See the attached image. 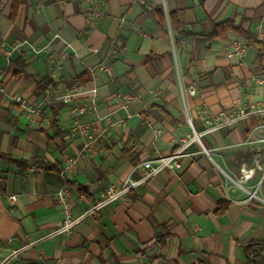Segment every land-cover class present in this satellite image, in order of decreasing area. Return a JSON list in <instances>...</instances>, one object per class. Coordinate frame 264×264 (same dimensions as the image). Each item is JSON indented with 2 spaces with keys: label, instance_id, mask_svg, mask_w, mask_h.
I'll list each match as a JSON object with an SVG mask.
<instances>
[{
  "label": "crops",
  "instance_id": "crops-1",
  "mask_svg": "<svg viewBox=\"0 0 264 264\" xmlns=\"http://www.w3.org/2000/svg\"><path fill=\"white\" fill-rule=\"evenodd\" d=\"M13 10L0 0V155L11 159L0 157V264H248L252 242L264 257V118L217 120L264 98V51L234 32L199 35L232 20L264 42V0H24ZM22 64L56 88L17 77ZM84 73L88 83H73ZM73 87L82 95L62 102ZM55 120L64 138L51 141ZM178 149L179 170L92 210L109 186L141 183L144 161ZM243 169H254L245 183ZM60 191L78 219L69 232H59Z\"/></svg>",
  "mask_w": 264,
  "mask_h": 264
},
{
  "label": "built area",
  "instance_id": "built-area-1",
  "mask_svg": "<svg viewBox=\"0 0 264 264\" xmlns=\"http://www.w3.org/2000/svg\"><path fill=\"white\" fill-rule=\"evenodd\" d=\"M237 53H240L239 49H236ZM234 52L228 53V56H232ZM262 83L264 84V78L262 80ZM93 99L89 103L88 107L95 109L97 107V101L95 99V96L97 95V91L93 90ZM188 93L190 95H196L197 92L194 88H189ZM81 88L80 87H73L71 89H68L61 97L60 99L62 102L69 104L71 103L75 98L78 96H81ZM14 101L21 104L28 112H33V109L31 107H28V104L26 100L23 97H16L14 98ZM199 110V108H197ZM86 106H84L80 112L81 114H84L86 112ZM264 118V98L251 101L246 104H237L233 109L225 111L221 113L217 120H218V126L220 127H228L235 125L239 123L242 120L250 119V118ZM217 126V125H216ZM217 126V127H218ZM85 131V130H83ZM194 138L198 141H200V134L194 133ZM186 154L182 149H178L167 156H160L153 160H146L141 165L140 168L143 172V180L141 183H137L135 181H132L131 179H126L125 182L120 186H109L105 194L103 195L102 199L99 203L94 205L92 208L93 211H97L102 205H104L107 202H111L114 200L121 199L125 197L129 191L147 180L151 179L155 175L159 174L160 172L164 170H179L181 168V159L185 157ZM256 162L255 169H259L264 174V167H261L259 165L258 157ZM254 169H243L242 175L240 177V182L245 183L251 179L253 176ZM254 193H252V196ZM11 200L13 202L17 201V197L13 196L11 197ZM57 200L60 203V205L63 207L65 219L62 224V226L59 229V232H69L72 230V228L78 223V219H76L73 215V203L71 200V195L67 191H60L57 193Z\"/></svg>",
  "mask_w": 264,
  "mask_h": 264
},
{
  "label": "trees",
  "instance_id": "trees-1",
  "mask_svg": "<svg viewBox=\"0 0 264 264\" xmlns=\"http://www.w3.org/2000/svg\"><path fill=\"white\" fill-rule=\"evenodd\" d=\"M24 0H14V10H13V15L17 10V7L20 3H23ZM246 22H248V20H245ZM172 22H173V26L175 28H178L179 24L178 21L176 19V15L173 14L172 15ZM227 32H234L236 34H238L239 36H241L243 39H245L246 43L249 46H255L258 47L260 50L264 51V42L261 41L258 37L257 34L253 33L250 29L244 28L243 23L241 24H237L232 20H227L224 21L220 24L215 25L214 27V31L211 34H199L201 36H207L210 38H214V37H220L225 35ZM181 35H184L185 37H191V36H197V34H193L190 32H180ZM15 75L17 77L20 76H24L25 79L32 81L36 84L37 87V91L41 92V93H45L49 88H56L57 84L53 81V79L51 78L50 75H45L43 78H41L40 80H37L34 77L28 76L25 73V67L24 64H22L21 67H18ZM90 80L89 76L84 73L80 76H77L74 79L73 83H76L80 86L88 83ZM57 115L55 114L54 117H56ZM56 119V118H55ZM54 128L57 130V133L54 136H50L48 135L49 139L52 140H56L58 138L63 139L64 138V133L61 131L60 127H59V122L58 121H54ZM0 157H5L7 159H10L8 156L5 155H0ZM11 160V159H10ZM49 169L57 171V172H61L62 169L61 167H57L54 165H49L48 166ZM79 192L81 194H83L86 198H90L89 195V191L86 187L80 186L79 187ZM229 206V203L227 202H223L221 203L220 207H219V212H225L227 210ZM263 244L260 242H252L251 244L246 246V254L247 257L249 259V263L248 264H264V257L261 253Z\"/></svg>",
  "mask_w": 264,
  "mask_h": 264
}]
</instances>
